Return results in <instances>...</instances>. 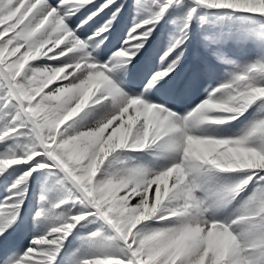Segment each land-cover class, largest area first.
Masks as SVG:
<instances>
[{
	"label": "snow or ice",
	"instance_id": "snow-or-ice-1",
	"mask_svg": "<svg viewBox=\"0 0 264 264\" xmlns=\"http://www.w3.org/2000/svg\"><path fill=\"white\" fill-rule=\"evenodd\" d=\"M175 2L137 0L138 11L147 9L149 15L128 28L111 55L101 61L91 53L111 36L124 6L122 0H101L75 27L72 18L92 0H0V174L12 166L22 169L12 195L0 202V236L19 227L28 180L39 170L52 173L54 185L66 193V199L51 202L42 196L49 207L36 209L34 218L39 220L68 200L83 205L45 234L35 235L22 253L4 249L0 264H54L64 241L88 217L102 221L111 232L90 233V254L83 260L73 258L70 264L98 260L108 264H264V163L257 159V154L264 155V117L243 134L218 138L225 143L216 153L185 152L186 140L198 124L236 119L253 101L264 98L260 94L264 63L212 89L184 116L140 98L147 99L146 93L170 78L180 63L196 7L261 15L264 9L229 6L223 0H195L196 7L183 17L180 35L156 52L159 63L150 72L144 91L129 96L118 86L127 65L144 51L158 22ZM101 14L106 15L94 31L81 36L83 26ZM205 39L216 42L210 36ZM212 54L230 62L219 49ZM41 58L52 63L38 62ZM66 65L70 67L57 77ZM86 93L83 110L94 104L104 113L79 126L75 118L83 110L65 121ZM101 128L102 143L109 153L106 158L99 150L101 144L92 141L95 130ZM153 146L172 157L160 169L114 156L118 150ZM233 148L241 152L230 156ZM106 162L119 163V168L106 171ZM237 170L242 175L235 182L215 183L218 173ZM250 183L255 188L235 213L214 214ZM151 220L168 226L149 228ZM210 230L226 231L233 240L221 248L209 242Z\"/></svg>",
	"mask_w": 264,
	"mask_h": 264
},
{
	"label": "rangeland",
	"instance_id": "rangeland-1",
	"mask_svg": "<svg viewBox=\"0 0 264 264\" xmlns=\"http://www.w3.org/2000/svg\"><path fill=\"white\" fill-rule=\"evenodd\" d=\"M52 2H57V0H52ZM150 2L151 0H148V3ZM100 3L101 0H92V4L86 5L84 8L80 9L77 14L82 16V18H80L78 24L81 20L86 18L90 12L95 10L94 5L99 6ZM122 3L124 6L118 14L111 36L104 45L94 51V53H100V55H98L100 57L94 55L97 60L102 61L107 56L111 55L124 36L126 30L137 23L142 17H147L149 15L147 9L138 11L137 0H122ZM193 7H196L195 0H177V2L165 12L162 19L158 22L153 35L148 38L149 42L146 44L144 51L139 54L138 58H133L132 63L127 65L128 73L123 76L122 83L118 85L124 93L131 96L132 94L144 91L141 85H136L137 83H133L132 81L138 78L137 76H145V70H142L143 67L152 66L153 69L157 67L159 61L156 58V52L162 48L167 41L180 35L181 28L184 24L183 17L187 11ZM105 15L106 14H101L100 18H94L93 21H89L88 24L84 25L86 30L81 32V36L90 35ZM76 24L72 23V26L75 27ZM186 31L188 33V39L185 41L183 49L184 55L173 73L170 74V78H165L158 84L159 88H165V86L174 81V79H179L178 81H181L180 83L182 84L186 81H193V79L198 78L200 72L209 79L214 75H216V77L218 74L221 75L222 80L220 81L221 78H219V82L216 81V85H214V80H209L206 84V91L199 98L200 104L208 97L212 89L223 83L229 82L235 74L243 72L254 64L264 63V15L249 13L244 10L211 9L206 6H199L196 7V12ZM206 36L215 38L216 42L213 43L210 40H206ZM217 49L221 50L230 62L217 60L212 54L213 51ZM103 51H106V53L102 54ZM45 61L47 60H42L43 63H45ZM205 62H208V65ZM146 68L148 69L147 75H149L153 69L150 67V71L148 67ZM131 71L135 75H131ZM113 82L116 83L115 79H113ZM155 89L156 88H153L151 92H154ZM146 96L147 99H145V97L140 98L145 100V102H155L165 106L180 116H184L188 113L187 110L189 108L182 111L176 104H171L170 101L174 100L173 98L168 97L163 101H160V99L155 100L149 92L146 93ZM180 99L181 97L179 100ZM176 103L181 104L179 101H176ZM199 104L193 105V109ZM91 107L92 105L88 107L89 109H87V112L84 110L82 116L78 115L75 118L77 126L89 121L93 117L99 119L98 111L93 110L89 112ZM262 117H264V98H257L247 110L236 119L226 120L223 123L205 122L198 124L193 131L197 134H209L216 138L232 137L243 134L255 120ZM10 143H14V141H10ZM114 156L117 160L130 159L137 164L155 169H160L161 164L166 158H168L166 160L172 158L170 153L164 152L155 146L144 150H118ZM111 159L112 158H110V161ZM118 168L119 163L116 162H106L104 166V169L109 172H113ZM21 172L22 169L17 165L8 168L3 174H0V202H3L6 197L12 195V185L17 177L21 175ZM241 175L242 170L220 172L216 175L215 183L230 184L235 182ZM254 188L255 184L250 183L235 200L226 207L216 209L214 214L231 215L235 213ZM42 196H46L48 201L51 202H57L61 198L66 199V193L54 185V177L47 169L33 173L32 177L28 180L26 204L22 208L23 220L18 221L21 230L19 227H15V230L10 231V234L14 233V239L9 245L11 250L14 251L15 249V251H17L19 248L18 251L22 253L23 250L29 246V242L35 235L45 234L52 227L59 224L62 217L73 215L83 207V205H80L78 202L74 205L71 200H68L66 203L53 209L51 213L37 220L34 218L35 210L40 207H49L47 202L41 200ZM212 212L213 210H210V213ZM24 225L30 230L26 242H23V238L20 239L22 235L21 232L25 231L22 229ZM147 226L149 228H156L168 225H166L164 221L151 220L147 222ZM97 230L103 231L105 234L111 232V229L103 224L102 221L92 217H88L85 221L77 224L68 238L64 241L63 248L56 256L54 264H70L73 258H79L80 260L86 259L91 251L87 243V238L90 233Z\"/></svg>",
	"mask_w": 264,
	"mask_h": 264
},
{
	"label": "clouds",
	"instance_id": "clouds-1",
	"mask_svg": "<svg viewBox=\"0 0 264 264\" xmlns=\"http://www.w3.org/2000/svg\"><path fill=\"white\" fill-rule=\"evenodd\" d=\"M224 3H226L229 6H235L239 8H261L264 9V0H223ZM67 67H70V65H66L64 68L60 69L55 75L58 77L60 74H62ZM260 94H264V89L260 90ZM87 100V93L85 96L77 102V104L69 110V112L64 117V120L71 119L73 116L77 115L80 111L83 110V108L86 105ZM210 121H215L214 117H208L207 118ZM103 132L104 129H97L94 132V135L92 137V141L94 143H100V151L104 152L105 158L109 154L107 149L105 148L103 141ZM225 141H222L212 135L209 134H191L187 140H186V148L185 152H191L196 155L200 154H207V153H216L218 150L224 145ZM83 150L85 152L88 151L87 145L83 147ZM241 152L240 148H233L230 150L229 155L232 154H239ZM257 159L264 163V155L257 154ZM102 163V161H101ZM209 238L210 243H213L221 248L226 249L228 245L232 242L233 238L227 234V232H216L213 233L211 230L209 231ZM95 264H108V261L98 260L95 262Z\"/></svg>",
	"mask_w": 264,
	"mask_h": 264
},
{
	"label": "bare ground",
	"instance_id": "bare-ground-1",
	"mask_svg": "<svg viewBox=\"0 0 264 264\" xmlns=\"http://www.w3.org/2000/svg\"><path fill=\"white\" fill-rule=\"evenodd\" d=\"M80 18H82V16H80L79 14H76V16H74L72 18V23H74V24L77 23L78 24V21L80 20ZM92 23H94V22H92ZM85 30H86V27L84 26L83 27V31H85ZM87 30H88V27H87ZM78 51H80V50H78ZM103 53H104V51L102 52V54ZM94 54H96L97 57H100V56H98V55H100V53H96L95 52ZM42 60H44V59L41 58V60L38 61V62H42ZM45 63H52V61L51 60H47V61H45ZM205 63L208 65V62H205ZM146 67H148L150 69L151 66L150 67L149 66L143 67L142 70L143 69L145 70V76H137L138 78L134 79L132 81L133 83H137L136 85H141L142 87H144L146 85V81H147V79L149 77V75H147L148 69ZM207 69H210V68H207ZM131 72H130L131 75H135L133 72L132 73ZM127 73H128V71H127ZM221 77L222 76L218 74L217 77H216V75H214L212 78L209 79V78H206L202 72H200L199 75H198V78L197 79H193V81H186L185 83L182 84V83H180L181 81L180 82L178 81L179 79L178 80L177 79H174V81H172V82L169 81L170 84L166 85L165 88H163V89L162 88H159L158 85H156L154 87V88H156L154 90V92H151L150 91L149 93L152 94V97L155 100L160 99V101H163V100L167 99L168 96L169 97H172V96H180L181 97V99H180L181 101L179 100V102L181 104H176V105L179 106V109L182 110V111H185L188 108L189 109L187 111H190L193 105L198 104L199 98L206 91L205 86L209 82V80H214L215 81L214 82V85H216V83L219 82L218 81L219 78H221ZM221 80H222V78L220 79V81ZM174 103L175 102H172V104H174ZM91 105H92V107L89 110V112H91L93 110L98 111L99 118H100V116L104 113L105 110L104 109H101L99 105H94V104H90L88 107H90ZM88 107L85 109L86 112L88 111L87 109H89ZM83 113H84V110L80 114H78V115H81L82 116ZM164 158H165V156H164ZM166 159H168V158H166ZM166 159H165V161H163V163L161 164V167L160 168H162L169 161V160H166ZM19 229H20V227H19ZM22 229H24L26 232L25 231H22L21 232L22 235L20 236V239L23 238V242L24 241L26 242L27 241L26 239H27L28 235L30 234V230H28V227H26V225H24V227ZM13 234L14 233L9 234L7 236H0V252H2L6 248L7 249H11L9 245L12 242V240L14 239L13 238ZM19 242L21 243L20 240H19ZM16 249H17V247H16ZM17 250H19V248ZM14 251H15V249H14Z\"/></svg>",
	"mask_w": 264,
	"mask_h": 264
}]
</instances>
